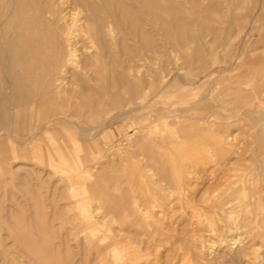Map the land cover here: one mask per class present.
<instances>
[{"label": "rangeland", "instance_id": "1", "mask_svg": "<svg viewBox=\"0 0 264 264\" xmlns=\"http://www.w3.org/2000/svg\"><path fill=\"white\" fill-rule=\"evenodd\" d=\"M192 263L264 264V0H0V264Z\"/></svg>", "mask_w": 264, "mask_h": 264}, {"label": "bare ground", "instance_id": "2", "mask_svg": "<svg viewBox=\"0 0 264 264\" xmlns=\"http://www.w3.org/2000/svg\"><path fill=\"white\" fill-rule=\"evenodd\" d=\"M106 11V10H105ZM62 31V30H61ZM60 31V32H61ZM71 36V35H70ZM68 40V39H67ZM70 41V40H69ZM64 42V41H63ZM61 45V44H60ZM59 45V46H60ZM67 46H68V44H67ZM71 52V49L69 48V57H71V55L70 54H72V53H70ZM64 55V54H63ZM68 56V55H67ZM78 57V56H77ZM69 59H71V58H69ZM74 59V58H73ZM73 59H71V61L73 60ZM77 59V58H76ZM65 60H67V59H65ZM127 60V59H126ZM69 61V60H68ZM76 61H78V60H76ZM77 63V62H76ZM71 66V65H70ZM56 78V77H55ZM64 82V81H63ZM53 86L57 89V88H59V87H61V81H60V78H57L54 82H53ZM60 96V95H59ZM61 97V96H60ZM135 110V109H134ZM128 113L129 112H117V113H115L114 115H115V117H117V116H120V118H121V116L123 117V116H125V115H127L128 116ZM20 116V115H19ZM126 117V116H125ZM63 119V118H62ZM116 119V118H115ZM72 120V119H71ZM40 129V128H39ZM87 131V130H86ZM10 136V135H9ZM187 174V173H186ZM186 174H184V175H186ZM177 178H178V176H177ZM184 178V177H183ZM183 180V179H182ZM190 180V179H189ZM184 181V180H183ZM170 183V182H169ZM181 183H182V181H181ZM192 183H194V181L192 182ZM187 184H188V181H187ZM193 184H191L190 186H192ZM184 186V185H183ZM187 191V190H186ZM188 194V193H187ZM184 197V196H183ZM186 199V198H185ZM192 199V198H191ZM186 201H189V200H186ZM118 204V203H117ZM158 215V214H157ZM214 216V215H213ZM158 219V218H157ZM209 219H210V217H209ZM216 219V218H215ZM208 227V226H207ZM219 227V226H218ZM223 227V226H222ZM184 259V258H183ZM191 260V259H190ZM191 263V262H190ZM193 264V263H192Z\"/></svg>", "mask_w": 264, "mask_h": 264}]
</instances>
